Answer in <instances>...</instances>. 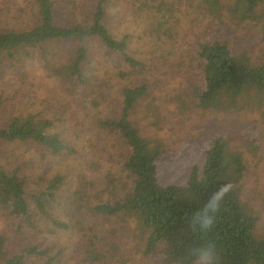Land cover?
Instances as JSON below:
<instances>
[{
	"label": "rangeland",
	"instance_id": "obj_1",
	"mask_svg": "<svg viewBox=\"0 0 264 264\" xmlns=\"http://www.w3.org/2000/svg\"><path fill=\"white\" fill-rule=\"evenodd\" d=\"M69 1L56 0L57 22L82 23L83 11L79 8L84 1ZM151 1H172L175 8L169 14L165 12L167 20H163L160 13L152 15L147 9H136L133 0L107 2V25L116 38L130 35L129 50L144 63L142 73L129 72L116 56L105 57L99 42L90 40L87 46L92 57L83 64V70L87 66L98 79L94 85L70 92L53 68L66 63L75 41L44 43L45 58L39 48L31 47L27 48L30 55H23L21 49L14 52V57L2 53L0 124L26 114L54 119L51 131L75 149V153L58 156L38 144L0 140V164L10 171L18 169L30 192L43 189L55 174L64 177L58 191L64 207L53 213L69 226L49 235L54 244L52 252H58L55 264H159L141 252L143 237L133 215H106L92 208L120 201L130 190L132 178L123 167L122 144L101 128L98 120L117 116L122 88L134 86L139 80L149 91L139 100L131 119L144 138L161 144V182L184 181L186 169L199 160L211 137L225 136L229 148L239 151L244 159L241 193L248 206L259 211L256 232L262 230L264 115L257 108L229 111L208 104L200 106L193 99L195 78L188 60L193 44L212 25L213 17L199 9V0ZM63 6L73 7V16L66 18ZM220 16L233 52L246 55L252 63L264 64V39L258 23L230 19L228 12ZM36 19L35 0H0V30L27 29ZM158 21L164 23L160 30L156 28ZM119 70L126 74L117 76ZM5 223L0 212V233L8 235Z\"/></svg>",
	"mask_w": 264,
	"mask_h": 264
},
{
	"label": "trees",
	"instance_id": "obj_2",
	"mask_svg": "<svg viewBox=\"0 0 264 264\" xmlns=\"http://www.w3.org/2000/svg\"><path fill=\"white\" fill-rule=\"evenodd\" d=\"M83 1L79 8L83 11L82 23L57 22L56 0H35L34 25L22 30L1 29L0 72L3 52L14 57V52L21 49L23 55H30L27 48L31 47L39 48L42 56L46 42L75 41L66 63L53 68L67 91L74 92L94 85L98 79L87 66L83 70V64L92 57L88 41L96 40L105 57L116 56L129 72L142 73L144 63L129 50L130 35L116 38L107 25L108 0ZM133 3L136 9H147L152 15L160 13L163 20H167L165 12L169 14L175 8L172 1ZM198 6L213 21L190 52L188 67L195 78L191 96L200 106L208 104L229 111L250 107L264 115V64L252 63L246 55L233 52L220 16L228 12L230 19L255 21L264 39V0H199ZM63 7L66 18L73 16V7ZM163 24L158 21L156 28L160 30ZM164 31L168 33L169 27ZM125 74L117 72V76ZM148 91L143 80L123 87L120 113L98 120L101 128L122 144L123 167L132 180L122 200L97 204L93 210L106 215H133L143 237L141 252L159 264H264V220L261 232H256L259 211L248 206L241 193L245 174L241 153L229 148L225 136L214 135L199 160L186 169L184 181L161 182V144L144 138L131 119ZM52 121L33 114L13 117L0 124V140L38 144L58 156L75 153L64 137L51 131ZM63 181L62 175L55 174L43 189L30 192L18 169L10 171L0 164V212L5 216L8 234L0 233V264L56 263L58 252H52L54 244L49 235L69 226L53 213L64 207L58 197Z\"/></svg>",
	"mask_w": 264,
	"mask_h": 264
}]
</instances>
